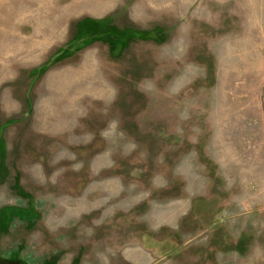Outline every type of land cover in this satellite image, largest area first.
<instances>
[{"label":"rangeland","instance_id":"obj_1","mask_svg":"<svg viewBox=\"0 0 264 264\" xmlns=\"http://www.w3.org/2000/svg\"><path fill=\"white\" fill-rule=\"evenodd\" d=\"M0 264H264V0H0Z\"/></svg>","mask_w":264,"mask_h":264}]
</instances>
